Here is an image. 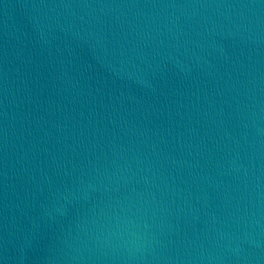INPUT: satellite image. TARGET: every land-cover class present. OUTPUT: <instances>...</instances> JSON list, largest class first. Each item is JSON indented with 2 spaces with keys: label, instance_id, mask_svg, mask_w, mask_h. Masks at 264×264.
<instances>
[{
  "label": "water",
  "instance_id": "95a60500",
  "mask_svg": "<svg viewBox=\"0 0 264 264\" xmlns=\"http://www.w3.org/2000/svg\"><path fill=\"white\" fill-rule=\"evenodd\" d=\"M0 264H264V0H0Z\"/></svg>",
  "mask_w": 264,
  "mask_h": 264
}]
</instances>
